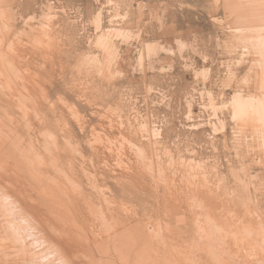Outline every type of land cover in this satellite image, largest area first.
I'll return each instance as SVG.
<instances>
[{
  "label": "rangeland",
  "instance_id": "obj_1",
  "mask_svg": "<svg viewBox=\"0 0 264 264\" xmlns=\"http://www.w3.org/2000/svg\"><path fill=\"white\" fill-rule=\"evenodd\" d=\"M263 149L264 0H0V264H132L125 235L156 264L177 219L188 243L214 215L263 230Z\"/></svg>",
  "mask_w": 264,
  "mask_h": 264
},
{
  "label": "bare ground",
  "instance_id": "obj_2",
  "mask_svg": "<svg viewBox=\"0 0 264 264\" xmlns=\"http://www.w3.org/2000/svg\"><path fill=\"white\" fill-rule=\"evenodd\" d=\"M240 102H241L240 99H237L234 103L236 106H238L240 104ZM239 112L242 113L243 115L247 114L246 113L247 112L246 106H243ZM246 118L249 119V116H246ZM263 154H264V152H263ZM256 163H259V165L263 166V169H264V156H263V158H254L253 164H256ZM20 166H21V164H20ZM3 168H5V167H3ZM9 170L11 171V168ZM8 176H7V179H8ZM18 177L19 176H17V178ZM17 178H16V180L19 179V178L18 179ZM44 183H47V182H44ZM22 184H21V186L24 185V184L23 185ZM8 185L9 184H7V186ZM31 186H33V185H31ZM41 186H43V184H41ZM23 187L21 189H23ZM43 191H44V189H43ZM32 195H34V194L32 193ZM259 198L260 199H257L255 201V203L262 202V198L264 200V194H262V196ZM52 201H54V200H52ZM263 203H264V201H263ZM19 204H21V203H19ZM16 206H17V204H16ZM34 209L37 210V208H34ZM224 209L221 211L223 212ZM21 216H23V214H21ZM31 216H32V214H31ZM230 216H231L230 214H229V216H226V217H223V216L216 217V215H214L212 217L210 216L211 219H214L216 221L215 223H211V225H207V224L204 225V224L200 223L198 225L196 224V226H193L194 231H196V233H197V235H196L197 237H195L190 243H188L189 241H187V239H185L184 235H183V233L186 232V231L183 232V230L185 229V227L183 229V226L185 225L183 219H177L178 224H176L173 227H171V226L165 227V228H162L161 226L157 227L158 228V232H157L158 236L157 237L161 240V242L164 245H162V247L160 248V250L163 251V256L156 257V264H264V228H263V230H261L260 228L256 227L252 223L253 222V220H252L253 213L247 214L246 221L248 224L243 222L241 224L233 225L232 223H229L226 220L227 217H230ZM255 216L257 217L258 220H260V223L262 224V226H264V210H262L261 212H256ZM229 220H231V219L229 218ZM67 227H68V225H67ZM70 230H69V232H70ZM188 230H190V228H188ZM89 231H90V229H89ZM49 232H51V230ZM54 233H55V229H54ZM89 233H93V232L90 231ZM95 235H97V234H95ZM89 236H90V234H89ZM103 237H105V236H103ZM122 238H124V240H123V244H122L121 249H123L124 252L130 251L128 253V255H131L132 250H135V249L138 250V248H141V251L138 250L137 253L134 255V260L132 261V264H155L154 263L155 258L152 257L153 248L151 247L149 240L146 239V241H144L143 245H141L139 247L138 245H136V244H139L138 239L134 240L132 235H125ZM95 239H96V237H95ZM110 241H108V242H110ZM105 242H106V240H105ZM97 243H95V245H97ZM100 245H104V244L103 243L100 244V242H99V246ZM100 247L104 248V246H100ZM102 248H100V249H102ZM26 250L27 249L25 248V249H23V251L21 250V252H24V251L26 252ZM104 250H106V248ZM106 251H108V250H106ZM150 251L152 253H150ZM110 255L111 254H109V256ZM102 257H104V256H102ZM113 257H110V259L115 260L116 258H113ZM116 257H118V256H116ZM73 259L75 260V258H73ZM130 259H131L130 256H128V258L126 260L130 261ZM117 260L118 259H116L115 261H117ZM100 261L101 260H99V262ZM112 262L114 263V261H112ZM112 262L110 261L111 264H113Z\"/></svg>",
  "mask_w": 264,
  "mask_h": 264
}]
</instances>
